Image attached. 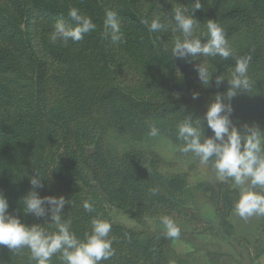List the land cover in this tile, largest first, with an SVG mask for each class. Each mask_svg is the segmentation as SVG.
<instances>
[{"label": "trees", "instance_id": "1", "mask_svg": "<svg viewBox=\"0 0 264 264\" xmlns=\"http://www.w3.org/2000/svg\"><path fill=\"white\" fill-rule=\"evenodd\" d=\"M0 7V191L8 211L26 225L41 224L48 231V217L23 212L21 198L30 190L35 170L44 176L43 196H63L62 219L83 240L91 220L111 222L109 237L115 254L101 264H191L186 258L169 259L172 238L152 230L148 220L183 216L195 198L185 173L164 174L162 160L150 149L118 150L107 142L109 132L135 142L148 137L155 124L173 144L177 124L191 116H204L215 94L224 93L215 76L230 78L234 58L209 57L214 68L208 86L196 90L177 77L170 34L172 9L193 0H9ZM194 12L200 23L195 35L206 34V21H216L226 33L234 56L251 55L249 93L232 99L231 118L237 128L245 123L264 130V0H201ZM70 7L91 17L96 30L80 42L49 41L54 22L72 25ZM147 8V9H146ZM106 10L118 14L124 43L103 36ZM168 10V16L165 11ZM161 16L169 24L162 32H149L141 23ZM204 42L205 38H201ZM128 76V82L123 77ZM199 93L192 99V93ZM206 137L212 132L203 121ZM231 181V180H228ZM227 181V182H228ZM152 189H156L153 194ZM257 191H261L257 189ZM230 187L221 192L220 218L233 208ZM94 211L87 212L83 202ZM108 207L122 211L139 228L111 221ZM264 222V216H261ZM0 264H35L30 251L0 246ZM51 264H62L59 254Z\"/></svg>", "mask_w": 264, "mask_h": 264}, {"label": "clouds", "instance_id": "2", "mask_svg": "<svg viewBox=\"0 0 264 264\" xmlns=\"http://www.w3.org/2000/svg\"><path fill=\"white\" fill-rule=\"evenodd\" d=\"M201 7V0H193L190 13L182 5L172 9V31L181 35L174 38L171 57L189 63L201 57L219 56L223 60L233 57L235 63L230 78L226 79L223 74L215 76L217 86L227 80L228 88L224 93L215 94L202 118L212 135H204L200 117L193 119L186 116L176 126V137L182 142L179 151L184 154L193 153L201 165H208L211 161L219 181H232L233 187L239 191L233 208L236 216L245 220L252 216H264V130L255 123H245L242 128H237L231 119L234 111L232 99L240 93H249L252 88V81L248 76L252 57L250 54L234 56L225 30L214 20L206 21V34L194 35L200 24L195 19L194 12ZM67 15L73 24H66L62 19L55 21L54 29L49 35L51 43L59 41L67 47L69 41L80 42L86 34L96 30L97 26L91 17L82 15L79 9L70 7ZM141 23L147 26L149 32H162L169 26L161 16H155L150 21L143 18ZM104 28L102 35L107 37L110 30L114 44L125 42L116 11L106 10ZM202 37L205 38L204 42ZM193 67L202 85L208 86L214 73L210 71L208 63L200 62ZM177 72L178 77L182 75ZM191 95L194 100L199 97L197 92ZM159 134L158 127L150 124L148 135L157 137ZM43 178L41 172L35 170V174L29 177L30 190L21 198L20 203L25 214H32L37 218L48 217L45 223L49 227L54 225L55 231L50 232L38 223H22L18 216L9 213L8 200L0 191V246L14 252L27 248L30 260L35 264H51L52 257L56 254H59L62 264H101V261L109 260L115 254L113 239L109 237L111 222L93 218L90 231L85 233L83 240L79 239L70 230L71 220L62 219V210L68 200L62 195L41 197L38 194L37 189L44 187ZM152 192L155 194L156 189H152ZM82 206L87 212L94 211L90 201H84ZM161 224L166 237H180V228L170 217H163Z\"/></svg>", "mask_w": 264, "mask_h": 264}, {"label": "rangeland", "instance_id": "3", "mask_svg": "<svg viewBox=\"0 0 264 264\" xmlns=\"http://www.w3.org/2000/svg\"><path fill=\"white\" fill-rule=\"evenodd\" d=\"M9 3V0H0V7L5 9ZM165 15L168 16V10L165 11ZM170 34L174 35L173 42L175 37L181 35L172 30ZM205 61L210 66V71H213L209 57H201L191 63L175 58L177 71L182 74L177 77L190 82L192 88L201 89L203 85L197 78L193 65ZM176 75L179 73L177 72ZM123 79L129 83L128 76L125 75ZM107 142L120 151L127 148L150 149L161 158L162 173L187 175L189 186L195 190V198L191 204L189 203L190 211L186 215L170 216L180 228V237L172 238L171 241V250L168 254L170 260L186 258L191 264H264L262 217L252 216L245 220L234 214V202L238 199L239 191L233 187L232 181L221 182L216 178L211 161L208 165H201L193 153H181L178 146L161 134L135 142L127 136L109 132ZM228 186L233 191L230 194L233 208L226 217L231 227L220 218L221 192ZM108 214L114 223L139 228L134 221L115 207H108ZM162 218L149 219V227L152 230L165 231L161 224Z\"/></svg>", "mask_w": 264, "mask_h": 264}, {"label": "crops", "instance_id": "4", "mask_svg": "<svg viewBox=\"0 0 264 264\" xmlns=\"http://www.w3.org/2000/svg\"><path fill=\"white\" fill-rule=\"evenodd\" d=\"M247 231V230H246ZM248 232V231H247Z\"/></svg>", "mask_w": 264, "mask_h": 264}]
</instances>
